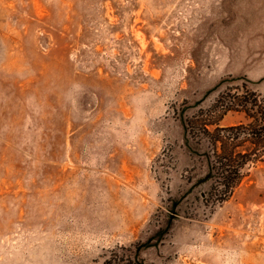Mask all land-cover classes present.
<instances>
[{
    "label": "rangeland",
    "instance_id": "374dc122",
    "mask_svg": "<svg viewBox=\"0 0 264 264\" xmlns=\"http://www.w3.org/2000/svg\"><path fill=\"white\" fill-rule=\"evenodd\" d=\"M243 84L264 0H0V264H264V164L213 204L185 144Z\"/></svg>",
    "mask_w": 264,
    "mask_h": 264
},
{
    "label": "trees",
    "instance_id": "16d2710c",
    "mask_svg": "<svg viewBox=\"0 0 264 264\" xmlns=\"http://www.w3.org/2000/svg\"><path fill=\"white\" fill-rule=\"evenodd\" d=\"M230 113L244 120L220 125ZM184 126L186 146L206 167L208 202L228 201L241 187L247 170L264 164V98L246 84L220 93L210 108L186 119Z\"/></svg>",
    "mask_w": 264,
    "mask_h": 264
}]
</instances>
